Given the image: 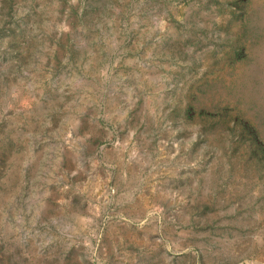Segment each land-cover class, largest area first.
I'll list each match as a JSON object with an SVG mask.
<instances>
[{
    "label": "rangeland",
    "instance_id": "rangeland-1",
    "mask_svg": "<svg viewBox=\"0 0 264 264\" xmlns=\"http://www.w3.org/2000/svg\"><path fill=\"white\" fill-rule=\"evenodd\" d=\"M0 264H264V0H0Z\"/></svg>",
    "mask_w": 264,
    "mask_h": 264
}]
</instances>
